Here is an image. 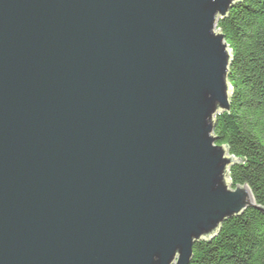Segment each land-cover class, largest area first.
I'll list each match as a JSON object with an SVG mask.
<instances>
[{
  "label": "water",
  "instance_id": "1",
  "mask_svg": "<svg viewBox=\"0 0 264 264\" xmlns=\"http://www.w3.org/2000/svg\"><path fill=\"white\" fill-rule=\"evenodd\" d=\"M238 2L0 0V264H189L263 209L214 135Z\"/></svg>",
  "mask_w": 264,
  "mask_h": 264
},
{
  "label": "trees",
  "instance_id": "2",
  "mask_svg": "<svg viewBox=\"0 0 264 264\" xmlns=\"http://www.w3.org/2000/svg\"><path fill=\"white\" fill-rule=\"evenodd\" d=\"M216 28L232 54L230 108L216 116V144L237 158L231 186L247 184L264 209V0H239ZM263 209L227 218L213 236L196 242L189 264H264Z\"/></svg>",
  "mask_w": 264,
  "mask_h": 264
},
{
  "label": "rangeland",
  "instance_id": "3",
  "mask_svg": "<svg viewBox=\"0 0 264 264\" xmlns=\"http://www.w3.org/2000/svg\"><path fill=\"white\" fill-rule=\"evenodd\" d=\"M216 31L218 32V29H216ZM231 186V185H230ZM231 187H233V186H231Z\"/></svg>",
  "mask_w": 264,
  "mask_h": 264
}]
</instances>
